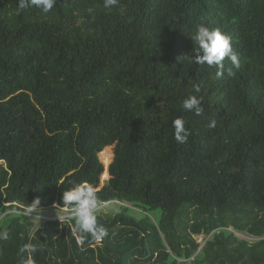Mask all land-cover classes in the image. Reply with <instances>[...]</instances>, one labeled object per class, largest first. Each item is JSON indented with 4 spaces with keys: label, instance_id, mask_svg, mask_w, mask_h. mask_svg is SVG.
<instances>
[{
    "label": "trees",
    "instance_id": "1",
    "mask_svg": "<svg viewBox=\"0 0 264 264\" xmlns=\"http://www.w3.org/2000/svg\"><path fill=\"white\" fill-rule=\"evenodd\" d=\"M104 2L0 0V264H264V0ZM201 24L232 38L239 69L191 63ZM81 182L121 203L95 212L102 243L72 215L25 214Z\"/></svg>",
    "mask_w": 264,
    "mask_h": 264
},
{
    "label": "clouds",
    "instance_id": "2",
    "mask_svg": "<svg viewBox=\"0 0 264 264\" xmlns=\"http://www.w3.org/2000/svg\"><path fill=\"white\" fill-rule=\"evenodd\" d=\"M57 0H18L17 14L20 11L36 7L47 13L53 9ZM117 3V0H105L104 7L111 8ZM194 42V51L196 55H191V63L199 65L207 64L215 65L218 69L216 75L220 77L224 74V60L227 58L231 61L234 68L239 69L240 59L237 53L233 50L232 38L223 33L219 28L198 25L194 34L191 35ZM188 55H185L181 60ZM235 73L229 69L228 75L232 76ZM200 86L193 85L194 93H200ZM182 109L189 112H194L200 115L203 112L202 97L198 95H189L182 102ZM207 127L209 129L216 127V119H211ZM174 138L178 143H185L189 136V131L185 127L182 118H176L173 121ZM62 200L64 208H71V215L75 221L76 230L80 233L90 235L92 239L99 240L107 235V230L97 223L95 212L100 206L98 197L94 187L87 182H81L62 192ZM37 207V206H36ZM8 232L6 229H0V240H7ZM36 246L32 244L24 245L23 251L35 252ZM28 264H33L29 261Z\"/></svg>",
    "mask_w": 264,
    "mask_h": 264
},
{
    "label": "rangeland",
    "instance_id": "3",
    "mask_svg": "<svg viewBox=\"0 0 264 264\" xmlns=\"http://www.w3.org/2000/svg\"><path fill=\"white\" fill-rule=\"evenodd\" d=\"M112 146H113V150H114V144ZM113 158H114V155H113ZM102 162L104 163V161H102ZM104 165H105L106 170H108L109 165L107 166L105 163H104ZM109 178H110V176H108V177L102 176L101 177V184L103 185L105 183V181L109 180ZM120 204L121 203H119V202L105 203L102 206L98 207L96 211H101L105 215H107L108 213L112 214L116 210L118 205H120ZM135 209L137 211H140L137 208H135ZM25 214L28 215L35 222H40L41 220L45 221V220H52V219H65V218L71 216V213H69L67 208H59L58 206H56L55 208H50V209H42V210H35V211H31V212H26ZM151 214L153 216H156L157 218L160 217V214L157 212H152ZM229 230L233 231L234 233H236L241 238H245V239H248L251 241L258 239L257 237L249 234L247 231H245L243 229L238 230V229L230 228ZM195 238L197 239L198 242H200L201 244H204L206 239L209 238V236H207L205 234H200V235H195Z\"/></svg>",
    "mask_w": 264,
    "mask_h": 264
},
{
    "label": "built area",
    "instance_id": "4",
    "mask_svg": "<svg viewBox=\"0 0 264 264\" xmlns=\"http://www.w3.org/2000/svg\"><path fill=\"white\" fill-rule=\"evenodd\" d=\"M78 241L80 242V239L78 238ZM102 241H103V239L101 238V239H99V240H97V242L98 243H102ZM81 243V242H80Z\"/></svg>",
    "mask_w": 264,
    "mask_h": 264
},
{
    "label": "water",
    "instance_id": "5",
    "mask_svg": "<svg viewBox=\"0 0 264 264\" xmlns=\"http://www.w3.org/2000/svg\"><path fill=\"white\" fill-rule=\"evenodd\" d=\"M115 146H116V145L114 144V149H115ZM113 160H114V158H113ZM113 160H112V162H113ZM112 162H111V163H112Z\"/></svg>",
    "mask_w": 264,
    "mask_h": 264
}]
</instances>
